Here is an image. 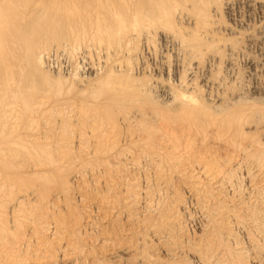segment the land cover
I'll list each match as a JSON object with an SVG mask.
<instances>
[{
    "label": "rangeland",
    "instance_id": "374dc122",
    "mask_svg": "<svg viewBox=\"0 0 264 264\" xmlns=\"http://www.w3.org/2000/svg\"><path fill=\"white\" fill-rule=\"evenodd\" d=\"M0 1L2 9L5 2ZM237 1L223 0L216 17L221 28L226 24L225 37L240 40L234 65H210L205 57L202 68L160 34L152 35L154 41H138L141 53L131 74L152 86L155 101L148 105L126 99L129 84L124 87V82L95 92L105 72L106 43L83 36L74 43L67 30L69 16L64 14L69 0H35L32 9H21L30 16L35 12L37 19L24 14L25 19L15 8H8L14 10H8L11 16L4 12L7 17L0 11L4 19L10 16L1 18V28L12 37L18 32L14 36L19 42L0 44V199L7 195L5 204L0 200V209L5 207L0 210V233L5 231L0 234V264H204V257L207 264H225L232 254L240 255L243 264H264V161L261 168L240 147L257 140L264 145L261 117H251L250 126L244 125L251 133L244 136L240 149L226 146L213 134L194 136L188 144L179 126L163 131L159 117L172 108L164 90L177 76L190 77L200 87L219 66L217 76L228 86L238 88L241 83L243 92H237L243 96H264V44L255 39L264 33L259 13ZM14 12L20 13L18 21ZM42 18L44 23L51 18L47 20L52 33L45 44L34 34L44 24ZM248 36L254 40L248 42ZM30 42L42 57L43 67L37 71L27 61ZM113 51L108 66L122 57L123 50L116 57ZM47 52L67 55L69 64L47 67ZM206 65L217 69L209 75ZM224 78L240 81L230 85ZM252 120L259 123L252 125ZM18 200L24 204L18 206Z\"/></svg>",
    "mask_w": 264,
    "mask_h": 264
},
{
    "label": "bare ground",
    "instance_id": "6f19581e",
    "mask_svg": "<svg viewBox=\"0 0 264 264\" xmlns=\"http://www.w3.org/2000/svg\"><path fill=\"white\" fill-rule=\"evenodd\" d=\"M33 1H35V0H2L3 3L5 2L6 7L7 6L8 7L6 8L7 10L5 9V11H2L5 8V4H4L3 5L4 8L0 9V11L3 12V14L5 15L4 17H7L4 12H7V14H9L10 11H14L13 10L14 8L19 9L20 11L18 10V12L21 13V11H22V13H23L24 10H21V9L23 7H28V6L30 7L31 6L30 4ZM66 1H68V0H66ZM230 1H232V0H229V2ZM239 1L240 0H238L237 2H239ZM240 2H245L247 7L254 8V9L258 10L259 17H260V22L258 24H259V26L261 25L260 27L264 31V0H241ZM37 3H36V5H37ZM68 3H70L71 6L69 5L70 7L67 6L68 8L66 10L64 9L65 10L64 14L66 16H69V22L67 21L68 22L67 30L69 31L70 34H72L74 36L73 37L74 43H76L79 40L78 38L81 36L89 37L90 40H92V42L95 41V42H98L99 44H101L103 42L106 43V44H104V48H105L107 54L105 56V59H106L105 63H104L105 65H103V69L105 68V70H104L105 72H104L103 76L100 77L101 79L99 78V80H98L99 83H97L98 81H96L97 85L99 84V86H97L98 89L95 92H98V90L100 91L107 86H108V88H110L109 85L114 83V82L116 83V85H117V83H119V85H121L124 82V85L126 83V86L123 85L124 87H128V84H129V90L130 91L127 88L126 91L128 94L125 92L127 94V95L125 94L126 99H128L129 101H141V102L144 101L147 105L149 104L147 101H155V98H154V96H152L151 91H150L152 86L150 87V84H147V82L145 84V83H142L140 80L136 81L135 78H137V77L134 78V75L132 76V74H131L132 66L135 65V61H137L136 59L139 56L138 54L141 53V52H139L138 41L140 42V40L143 39L144 41L147 42V40L152 39L151 38L152 35H155V34H160L161 37L163 38V40H165V41H168L171 43L172 42L177 43V45L179 46V50L181 49L182 50L181 52L183 54L189 55V58L192 57V60L196 61V64H199L201 67H202L201 61L205 60V57H206V60H208V62L210 61L207 64H210L212 62V63H216L219 65L222 63V66L224 64H225V66L231 65L232 60H234L232 58L235 57L234 54H237L236 52L240 51V49H239L240 47L238 46L240 40H239V42L237 41V39H239V38L234 39V38H230V37L229 38L225 37L223 34L225 32H223L222 29L224 28V26L226 24L224 23L225 25L223 26V28H221L222 26L218 23V20L220 18L218 20L216 18L219 16L218 13L221 14L219 11L221 9L220 7H222L221 5L224 4L223 0H69ZM226 4H228V3H226ZM32 5H34V4H32ZM8 8H13V9L9 10ZM24 9H26V8H24ZM8 10H9V12H8ZM18 12L17 13L14 12L15 15L17 14L14 17L15 19L19 17L18 14L20 15V13H18ZM28 12L24 13V14H28ZM22 13H21V15H24ZM3 14L2 15L0 14V16H1L0 20H1V18H3L2 17ZM10 14L12 15V13H10ZM31 14H32L31 16H30V14H28L27 16H29V18L35 17L34 16L35 12H34V14L33 13H31ZM10 16L8 17V19L10 18ZM26 17L24 15L25 19H26ZM43 17H45V16H43ZM53 17H55V16H53ZM53 17H52V19L51 18H47V19L53 20ZM14 18L12 19V17H11L12 20H15ZM20 18L22 20L23 16ZM29 18H28V20H29ZM5 19H4V21H5ZM8 19H6V20H8ZM34 19H37V18L35 17ZM43 19H45V18L41 19L42 23H44ZM47 19L45 20V21H47L46 23L42 24L41 26L38 25L39 27L36 29V31H34L35 36L39 40L40 39L43 40L44 44L47 43L48 39H46V38H49V35L51 32V23ZM12 20H10V21L14 22ZM4 21H3V23L7 24ZM22 22H23V20H22ZM1 23H2V20H1L0 24ZM31 23H30V25H31ZM23 24H25V23L23 22ZM8 25L6 27H8ZM227 26H229V25H227ZM12 27H13V25H12ZM252 28H254V27H252ZM0 29H2L1 26H0ZM234 29H235V27H234ZM250 29H251V27H250ZM6 30L7 29L4 30V28L2 30H0V44L2 42L5 43V41H9L12 44H14V42H15V44L17 46V44L19 43V42L18 43L16 42V41H18L17 40L18 36L16 38V36H14V35H18L17 34L18 32L17 33L14 32V35L12 37V35L11 34L9 35V32H7ZM3 31L4 32L6 31L8 33L7 34L8 36ZM30 31L33 32V30H30ZM245 31H247V30H245ZM235 32H233V33H235ZM239 32L240 31L238 30V33ZM251 32H252V30H251ZM25 33L26 32L24 31L23 34H25ZM12 34H13V32H12ZM30 34L32 35V33H30ZM249 34H250V32H249ZM19 35L21 36V34H19ZM9 36H11V38ZM32 36H31V40H32ZM226 36H227V33H226ZM253 36L252 37L248 36L246 40L247 41L250 39L254 40L255 36L254 37ZM24 37H25V35H24ZM36 37H34V38H36ZM37 38L35 39V41L37 40ZM89 38H87V39H89ZM20 39H21V37H20ZM255 39L258 40L260 43L264 44V33L261 32L259 35L256 36ZM30 43H31V46H30L31 48L28 45V48L30 49V51H29L30 55L28 54V60L27 61H29V63H31V68L33 70L37 71L43 67L42 59H41L42 57L40 55L41 53H39L37 51L39 53V55H37L38 53L35 52L38 47L36 45L34 46L33 42H30ZM15 44L12 46H15ZM3 45L4 44H2L1 47ZM177 45H175V46L177 47ZM245 45H244V47H246ZM7 46H8V44H7ZM100 47H101V45H100ZM242 47H243V45H242ZM112 50H114L112 55H114L115 57L118 55L117 54L118 51L122 52V50H123V53H121V55H122L121 58H119V59L113 58L114 61H113L112 65L113 64L115 65L114 68L111 64H110L111 66L107 65L109 59L110 58L112 59V56L110 55V52ZM223 51H225L224 54H222ZM261 53H263V51ZM184 58H186L185 55H184ZM15 59H17V57H15L14 60ZM190 63L192 64L193 62H191V60H190ZM204 63H205V61L203 62V65H204ZM210 65H212V64H210ZM210 65H206L205 66L206 70L204 69L205 71H208L209 75L211 74L210 70L213 73V70L217 69V67L213 69V67ZM232 65H234V64H232ZM213 66H214V64H213ZM12 67L13 66H11L10 68H12ZM219 67L216 71L219 70ZM231 68H232V66H231ZM255 68H257V67H255ZM229 69H230V67H229ZM232 69H231V72H232ZM183 70H182V72H183ZM227 70H228V68H227ZM216 71H215L216 74L215 75L213 74L215 78L213 77V75H210L212 78L209 76V78H211V79H209L207 77L208 75L205 77L208 79H206V83H204L205 81H203V84H206V85H204V87H206V89L202 88L203 90L200 89L203 84L199 87L198 84L197 85L194 84V82L190 79V77L188 79H186V78H184L183 74H180V76H177L175 74L177 76L176 77V83L173 85L169 84L170 86L167 85V89L165 87L166 92L164 90V94H166V96H165L166 101H171L173 106L171 105L172 108H170V112L167 111L168 113H166L164 115L162 114L161 116L159 115L160 120H161L160 124L162 125V130L165 129V127H166V129L167 128L173 129L174 126H176V129H178L177 126H179L180 127L179 133L183 134L184 136H186V138H188V139H186L184 137L186 139L185 141L188 140V142H189L188 144H190V140L194 136L206 137L209 134L210 135L213 134V136H215L216 138H219L220 140L222 138L221 141H224L226 146L239 148V146L242 145V140H244L243 139L244 136L247 137V136H249L247 134L251 133V132L247 133L248 130L245 131V129H244L246 127L244 125H247V127L250 126L249 119L251 117H252V119L254 118V116L255 117L256 116L261 117L260 119H261L262 123L264 124V122H263L264 118H262V116L264 117V104H262L260 102V101H264L262 99L264 96L262 98L261 97L259 98L258 96L256 98H254L255 96L252 95L253 98H250L249 94L246 97L245 92H244L245 94L243 96L241 93L243 91H241V89L239 88V86H241V83L239 86H237L239 89L234 88L237 85L236 83L240 80H238L236 83L230 82L233 85L236 84L234 87L228 86V84H226V82H224L223 79H220V77L217 76V73L221 74L219 72L220 70L218 72H216ZM222 71H223V69H222ZM233 73H234V71L232 72V74ZM227 74H229V73L227 72ZM241 74H243V73H241ZM227 77H229V76H227ZM239 77H240V75H239ZM235 78H234V80L236 81L238 77H235ZM133 79H135V80H133ZM224 79H225V81H227L226 78H224ZM227 79H230V77ZM134 82H137V84H134ZM227 82L229 83V81H227ZM255 88H258V86L255 85V87L253 89H255ZM260 88H262V87H260ZM242 89H243V87H242ZM237 90L238 91L240 90L241 92L239 93V92H237ZM258 90H259V88H258ZM9 91H10V89H9ZM187 91H189V93ZM95 92H94V94H95ZM262 92H264V90ZM17 93H18V95L20 94L19 92H17ZM256 93L258 94L257 90H256ZM6 95H4V96H6ZM12 96H13V94H12ZM125 96H122V97L125 98ZM114 97H116V96H114ZM126 99H122V101L126 100ZM128 100H126V101H128ZM112 101H114V100H112ZM145 103H143V104H145ZM210 103H212V104H210ZM258 120H259V118H258ZM256 122H258V121H253L252 125H254ZM248 123H249V126H248ZM163 131H165V130H163ZM158 132H160V130ZM170 133H171V131H170ZM157 134H159V133H157ZM154 136H156V135H154ZM170 137H172V136H170ZM174 137L176 138L175 135H174ZM175 138H173V139L175 140ZM251 138L252 139L249 141L253 140L254 135ZM177 140H175L174 142H178ZM180 140H183V139H180ZM19 142H21V141H19ZM25 143L26 142H24V144ZM247 143H248V141H247ZM19 144L22 145V143H19ZM170 144L172 145V143H170ZM184 144H186V143H184ZM244 144L245 143L243 141V145ZM8 145L12 146L13 143H12V145H11V143ZM40 146H43V144L42 145L40 144ZM19 147H21V146L19 145ZM25 147L28 149L27 146H24L23 150L26 149ZM36 147H37V145H36ZM174 147H176V145H174ZM174 147H172V148H174ZM240 147L243 150L244 154H246L252 160H255L256 163H258L259 166H261V168H262V163L264 161V145H263V143L260 142V140L249 142L248 145L246 144L245 146H243V147L240 146ZM31 148H33V147H31ZM40 148L43 149L44 146L40 147ZM44 149H46V148H44ZM12 150L13 149L11 148V151ZM43 151L48 152L47 150H43ZM13 152H14V150H13ZM42 152H41V154H42ZM0 154H3V153L1 152ZM246 155H245V157L247 158ZM46 158H47V156H46ZM52 159L53 158H51V160ZM1 160H3V159H1ZM51 160H49V161L51 162ZM3 163L5 164V161ZM6 164L9 165L8 163H6ZM52 164H53V162H52ZM10 165H9V167H10ZM263 165H264V163H263ZM263 169H264V167H263ZM5 177H8V176H4V180L6 179ZM7 179H6V181L9 180V179L8 180ZM13 179L11 178L12 181H13ZM11 184H13V183H11ZM2 185H4V184H2ZM0 189L3 190L2 188H0ZM9 194H10V192H9ZM2 197H3V195L1 196V198ZM8 197H9V195H8ZM4 198H3V201H4ZM0 200H1V202H3L2 199H0ZM6 201L7 200L4 201V204ZM19 202H21V201L18 200L17 203H19ZM21 203H23V202H21ZM2 205H3V203H1L0 206H2ZM18 206H20V203ZM0 208H2V207H0ZM4 208H3V210H5ZM17 209H19V207ZM3 210H1V212H3ZM20 210L21 209H19L18 211H20ZM1 228L4 229V227H1ZM3 232H5V231H3ZM2 233H0V234H2ZM0 238H2V237H0ZM232 256H233V254L231 255V257L228 260H225L227 264H243V262H241L242 258L240 257V255L237 254V256H235V255L233 257ZM241 256H242V254H241ZM201 258L203 259V257H201ZM207 258L204 257V260H203L204 264L209 263V262H207V260H208Z\"/></svg>",
    "mask_w": 264,
    "mask_h": 264
},
{
    "label": "built area",
    "instance_id": "2783aa9c",
    "mask_svg": "<svg viewBox=\"0 0 264 264\" xmlns=\"http://www.w3.org/2000/svg\"><path fill=\"white\" fill-rule=\"evenodd\" d=\"M44 63L47 67L51 69H61L62 67H67L69 64L67 55L61 53L60 55L57 52L51 53L47 52L43 57Z\"/></svg>",
    "mask_w": 264,
    "mask_h": 264
}]
</instances>
